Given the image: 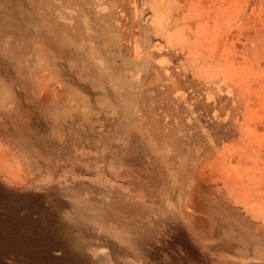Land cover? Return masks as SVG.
<instances>
[{
  "label": "rangeland",
  "instance_id": "rangeland-1",
  "mask_svg": "<svg viewBox=\"0 0 264 264\" xmlns=\"http://www.w3.org/2000/svg\"><path fill=\"white\" fill-rule=\"evenodd\" d=\"M0 264H264V0H0Z\"/></svg>",
  "mask_w": 264,
  "mask_h": 264
}]
</instances>
